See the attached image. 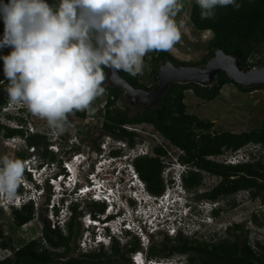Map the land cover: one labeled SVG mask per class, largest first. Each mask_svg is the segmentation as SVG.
<instances>
[{
	"label": "clouds",
	"instance_id": "obj_1",
	"mask_svg": "<svg viewBox=\"0 0 264 264\" xmlns=\"http://www.w3.org/2000/svg\"><path fill=\"white\" fill-rule=\"evenodd\" d=\"M195 2L201 9L202 19L213 17L217 7H240L237 0ZM180 8L179 0H59L56 7H51L47 0H0V19L4 22L0 48H12L8 55L0 56L8 80L9 102L22 103L24 106L18 107L19 111L26 110L23 112L29 111L45 119L52 131L49 145L56 146L55 136L71 127L68 115L87 110L104 94V67L136 76L142 72L147 53L172 50L181 37L174 19ZM124 142L112 137L111 147L107 150L103 146V151H95L92 158L74 153L59 165L61 171L57 173H53L51 166L55 164L42 163L35 153L25 161L0 156V195L6 196L0 200L12 204L15 194H22L17 209L26 204L39 206L42 194H26L25 191L41 187L42 193L49 190L48 194L59 195V199L49 201L59 206L55 207L51 221L58 218L68 223L73 217L72 207L82 199L80 194H89L91 198L84 199L105 202L106 214L96 222L100 233L104 229L108 235L112 232L114 240L132 241L133 237L139 242L142 249L134 254L130 264H170L168 260L146 254L149 237L155 232L189 236L186 225L190 226L189 232L207 226L212 228L223 213L222 203L198 197L202 196L200 188L188 190L184 186L182 177L193 168L181 163L177 155L175 162L162 171V176L167 171L171 182L163 197L181 194V199L170 196L168 207L161 210L146 205L147 194L153 195L148 193L133 162L153 153ZM37 174L41 181L34 188ZM125 174L138 178L137 187L123 180ZM49 178L54 180L52 185L48 183ZM126 181L128 189L124 186ZM138 194H143V202ZM139 206L154 213L157 210L156 214L150 220H146L144 214L131 215V208ZM181 212L187 217H182ZM175 220L183 223L173 233L171 225ZM132 226L137 227L133 235ZM88 230L96 232L94 223Z\"/></svg>",
	"mask_w": 264,
	"mask_h": 264
},
{
	"label": "trees",
	"instance_id": "obj_2",
	"mask_svg": "<svg viewBox=\"0 0 264 264\" xmlns=\"http://www.w3.org/2000/svg\"><path fill=\"white\" fill-rule=\"evenodd\" d=\"M7 2V0H5ZM240 4L238 9L232 5L217 7L215 15L211 18L202 19L201 9L195 0H191L190 21L200 32L210 31L212 38L208 43V52L201 62L186 64L178 62L168 51L155 52L151 57V67L153 82L151 86L139 81L136 76L129 75L121 71V75L133 87L152 91L158 82V67L166 60L178 66H203L213 57L217 49L223 50L226 54L238 58L243 69L257 67L261 64L260 60H255V55L259 47L264 45V0H237ZM0 56H6L0 52ZM0 67H4L3 60H0ZM104 72H108V67H104ZM2 82L0 86L3 84ZM226 85H234L241 92H251L257 89H264L263 86L251 88L241 87L233 82L226 73L221 72L217 81L210 86H201L196 83L172 84L162 99L154 107H141L136 113L131 114L130 108L117 106L121 101L124 91L111 87L105 100L103 108L100 110L103 121L102 131L104 135L125 140L131 147L137 142L134 138L137 134L129 130L127 126L148 124L174 148L179 150V160L181 163L193 168L182 177L184 186L188 190H196L202 187L203 172L216 176L220 181L205 193V200L219 201L222 198L236 195L242 191L248 192L251 198H262L264 202V155L256 156L250 154L251 158L245 162L235 165H226L218 162L214 157H218L227 152H235L249 144L262 146L264 149V117L260 125L251 131L233 133L229 131L214 130V122L204 121L198 116L189 114L185 103L186 92L192 91L193 94L202 101H214L217 99L221 90ZM9 103L8 95L0 87V111ZM26 110H20L23 112ZM24 113V112H23ZM75 115L85 119V112L74 111ZM70 115V114H69ZM12 118H14L12 116ZM11 119V118H10ZM22 123L17 128H12L0 122V134L7 139L22 137L26 141V152L18 154V159L25 161L29 158L28 149L32 148L38 156L42 155V163H58V152L49 149V137L41 133L30 132L27 122L19 118ZM70 152L74 154L80 149L73 145ZM167 151L157 146L154 149L155 156H140L133 162L136 171L142 181L145 182L147 191L155 196H161L165 190L162 171L165 168L164 160L161 157L167 156ZM40 157V156H39ZM71 157V155H70ZM66 158V160L70 159ZM59 165H51L54 169ZM57 171V172H58ZM53 170V173H57ZM49 190H46V198L41 201V206L48 210ZM49 195V196H48ZM48 196V198H47ZM198 197L203 198L201 195ZM204 199V198H203ZM93 207L104 209V203L92 202ZM13 225L20 228L35 216V209L32 204H26L20 209L16 205H11ZM80 206L74 204L73 217L61 225L58 221L43 219L42 236L37 240H31L18 247H12V256L0 258V264H81L82 261L77 257L67 258L71 251V244L75 242L80 233L77 223ZM54 209L51 210L52 214ZM2 212V210H1ZM65 223L66 227H65ZM66 228V232L62 231ZM241 229L239 226L228 228V233L234 231L231 239L223 240L218 244L202 243L193 246V242L188 240V236L180 233L174 237L175 241L181 245L167 249L163 245L162 252L168 251V256L173 253L192 254L188 258L189 264H264V246L259 242L251 244L248 237L241 240L236 233ZM0 249L8 250L12 241L6 236L5 231L0 226ZM169 237L167 241H171ZM136 240H132L134 243ZM63 249L58 253L56 250ZM150 251H153L151 248ZM92 264L91 261H86Z\"/></svg>",
	"mask_w": 264,
	"mask_h": 264
},
{
	"label": "rangeland",
	"instance_id": "obj_3",
	"mask_svg": "<svg viewBox=\"0 0 264 264\" xmlns=\"http://www.w3.org/2000/svg\"><path fill=\"white\" fill-rule=\"evenodd\" d=\"M47 2L51 7H56L59 0H47ZM179 2L181 4V8L177 12L174 19L179 27L181 37L179 42H177L172 50L168 52L180 63H199L208 52V43L212 38V33L210 31L200 32L191 23V0H179ZM3 34L4 22L2 19H0V39L3 38ZM11 51L12 48L10 46L0 48V52L4 55H8ZM155 52L156 51L149 52L145 55L143 58L142 72L138 74L139 81L143 84H147L148 86H151L153 82L151 57H153V54L155 55ZM255 60L261 61V64L257 66V68L264 65V45L259 47V51L255 55ZM164 62H162L160 66L164 65ZM104 75L105 79L102 83V87H104L105 92L101 96L97 97L87 110L81 111L85 112V119H81L77 117L75 113H71L68 115V121L70 122L71 127L68 128L63 134L55 136V138H57V145L52 147V151L58 152V160L64 161L66 158L70 157L72 154L68 153L65 155L64 153L67 151L70 152L69 150L73 145L80 149V153L90 156V158H92L95 151H103V146H105L107 150L109 147H111L110 145L112 143V137L107 138L108 135H104V132L102 131L103 114L100 112L105 104V100L109 92L108 88L114 87L110 80V67H108V72H104ZM2 82L4 83L0 87H2V90L8 95L6 91L8 80L4 75L3 67H0V84ZM185 103L187 106V112L189 114L196 115L204 121L214 122V130L216 131H229L233 133L248 132L256 129L264 117V89H257L251 92H241L234 85H226L222 88L220 96L214 101L210 102L202 101L197 98L192 91H187ZM18 105L24 106L22 103L9 102L6 107L0 111V122L12 128H17L22 124L20 123L19 118H23L24 120L28 121L27 127L29 128L30 132H38L48 137L52 135V131L50 130L45 119H41L33 115L28 110V112L20 113L18 110ZM117 106L130 108L131 114L136 113L141 107H143L140 101H132V99L128 97L125 92L121 101L117 102ZM12 116L14 118H12ZM127 128L136 132L137 137H135L134 140L137 142L136 145H138L141 149L145 148L148 152H152L153 156H155L154 149L157 146L163 147L168 152L166 157H161V160H164L165 164L163 171L166 170V166H169L171 162L174 163V158L180 154L179 150L171 146L168 141L164 140L151 125H131L127 126ZM124 143L127 142L125 141ZM26 150L25 138L15 137L7 139L3 136V134H0V156H7L10 159H18V154L24 153ZM241 150L242 152H248L252 155H256L257 157L264 155V149H259L253 144H249L243 147ZM34 153L36 152L33 151L32 148L28 149L27 154H29V156H32ZM230 154V152H227L218 157H214L213 159H216L218 162L222 163V161ZM39 156L42 159V155L39 154ZM55 165L59 164L55 163ZM53 170L57 172L58 166H55ZM167 174L168 173L166 171L162 176L165 183V190L163 193L166 192V189L171 184L169 179H167ZM38 176L39 174L35 176V184L40 183L41 181L39 180ZM203 177V184L199 189V192H201L202 197L205 199V193L215 186L220 181V179L216 176L209 175L206 172H203ZM125 179L129 182L131 181V177L127 176L126 174L124 175L123 180ZM127 181L124 184L126 189H128ZM53 182L54 180H51L49 184L52 185ZM24 184L28 185L27 182ZM132 186L136 187L135 184ZM34 190L35 191L26 190L25 193L42 194L43 197L44 193L39 191L38 188ZM86 195L90 196L88 194ZM1 196L3 195H0V198ZM86 197L82 196V199L79 201V206L80 209H82L83 212L87 213L88 215L89 212L94 211L96 208L93 207V203L91 201L84 199ZM45 198L46 197L42 199L44 202ZM50 198L59 199V195L51 194L49 199ZM21 200L22 194L19 195V199L14 197L12 204L16 205L18 208L19 202ZM150 201L152 200H148L146 202ZM220 203H222L221 205L223 208V213L214 222V227L211 228L207 226L204 229L199 228V231L197 232L196 230L191 229L189 232L190 226H185L187 234H190L187 237L190 242H198L201 244L208 242L218 244L223 240L232 238L231 234H233L234 231H232L230 234L228 233V228L239 226L241 229L236 233L240 236L241 240L246 236L248 237V240L251 244L259 242L262 246H264V202L262 198H251L248 192L242 191L236 195L222 198ZM12 204H6L0 200V226L5 231L6 236L12 241L11 247L8 248V250L0 249V257L2 258L12 256V247H18L31 240H37L41 238L42 229L44 226L43 219L46 218L51 222L53 215L51 210L55 207H59L51 203L48 204V210L44 208V206H41V203L39 206H33L35 209V216L33 220L26 225L17 228L13 225L12 221ZM184 215L186 216V214ZM59 218H61V216H59ZM56 221L59 223L62 222L59 221L58 218ZM77 223L81 231L88 230L79 218L77 219ZM219 223H221V226H217ZM51 227H54L53 222H51ZM62 231L65 233L66 228H63ZM176 231L177 230H174L172 232L175 233ZM86 235L88 237L86 238L87 241H85L87 242L88 247V240L91 237L93 238V236L90 237L88 233ZM169 237L172 239L171 241H167V238ZM174 237L175 236H167L166 233L163 232H155L154 236L149 237L150 243L148 245V250L152 248L155 252H162L161 249L163 248V245H166L167 249L181 245L180 242L174 240ZM79 239L80 238L78 236L77 240L71 244L72 249L69 252L67 258L78 256L77 248ZM132 240H134L133 237ZM124 242L131 243V240ZM56 252L61 253L63 252V249L56 250ZM163 253L164 254L151 257L168 260L170 261V264H189L188 258L192 255L173 253L172 255L168 256V251ZM120 264H123V262ZM196 264L199 263L196 262Z\"/></svg>",
	"mask_w": 264,
	"mask_h": 264
},
{
	"label": "water",
	"instance_id": "obj_4",
	"mask_svg": "<svg viewBox=\"0 0 264 264\" xmlns=\"http://www.w3.org/2000/svg\"><path fill=\"white\" fill-rule=\"evenodd\" d=\"M110 80L114 87L122 89L132 101H140L143 106L154 107L174 83H196L201 86L214 84L220 73L228 77L241 87L251 88L264 85V65L243 69L241 61L223 50L217 49L203 67L175 66L171 61H166L158 69V82L152 91L137 89L125 78L121 71L110 67Z\"/></svg>",
	"mask_w": 264,
	"mask_h": 264
},
{
	"label": "flooded vegetation",
	"instance_id": "obj_5",
	"mask_svg": "<svg viewBox=\"0 0 264 264\" xmlns=\"http://www.w3.org/2000/svg\"><path fill=\"white\" fill-rule=\"evenodd\" d=\"M165 63V62H164ZM105 209L100 210L99 208H96L94 211L89 212L92 217H95L96 215L103 214ZM87 213L83 212V210H80L78 218L82 221L85 219V216ZM112 220L109 218V221ZM84 221H82L83 223ZM96 231L99 229V226H95ZM239 230V229H238ZM103 233L100 234V240H103L104 242L97 243L96 239L98 234L95 232H92L90 230H80L79 233V242H78V248L77 258L82 261L81 264H88L86 261H91L92 264H120L123 262V264H129L134 254L141 251V246L138 241H135L134 243L119 241L110 239L109 235L107 234V230L102 229ZM93 236V238H89L88 241H90V245L85 246V243L87 244V234ZM86 240V241H85ZM201 243L193 242V246H198ZM148 256H157L164 254L163 252H155L148 250L146 252Z\"/></svg>",
	"mask_w": 264,
	"mask_h": 264
},
{
	"label": "bare ground",
	"instance_id": "obj_6",
	"mask_svg": "<svg viewBox=\"0 0 264 264\" xmlns=\"http://www.w3.org/2000/svg\"><path fill=\"white\" fill-rule=\"evenodd\" d=\"M21 105H18V107H20ZM49 147V149H51V150H53L52 149V147H54L53 145H49L48 146ZM129 177H131V181H130V183H131V185H137V183L139 182V180H138V178L137 177H135V176H129ZM38 178H39V180H41V177L40 176H38ZM52 179H50L49 178V180H48V183H50V181H51ZM35 181H36V179L34 180V184H35ZM72 182V181H71ZM37 184H39V183H37ZM36 185V184H35ZM137 187V186H136ZM40 188L41 187H39L38 189H39V191H40ZM44 194H43V197H42V199H44V197H46V191H44L43 192ZM19 195L20 194H15V196H16V199H19ZM81 195V194H80ZM89 195V194H88ZM94 195H96V194H94ZM82 196L83 197H86L87 195L86 194H82ZM138 196V198L141 196V202H143V194L142 195H137ZM164 196V194H162L161 196H157V197H154V196H149L148 194H147V196L145 197V204L146 205H150V206H153V207H156L157 208V210H161V209H165V208H167L168 207V199H169V197L170 196H176V197H178V199L180 200L181 199V194H166V196L165 197H163ZM6 196H1V198H5ZM95 196H93V198H94ZM86 198H91L90 196H87ZM148 198H150V199H148ZM42 199H41V201H42ZM88 200V199H87ZM148 200H152V201H150V202H146V201H148ZM102 203H104L105 204V202H102ZM141 208V209H140ZM156 210V211H157ZM156 211H155V213L154 212H152V211H150V209L149 210H143V206H139V207H132L131 208V215H133V216H136V215H141V216H143V214L145 215V219L146 220H150L151 219V217L153 216V214L155 215L156 214ZM106 214V212H105V210H104V212H103V214H101V215H98L97 216V218H96V220H95V217H92L91 216V214H88V215H86L85 216V219H84V222H83V225L88 229V227L86 226V225H88L89 223H88V220L89 221H91L90 222V224H93L94 223V225L95 226H98L97 224H96V222H97V220H98V217H103V215H105ZM181 215H182V217H186L184 214H183V212H181ZM66 221V220H65ZM65 221H63V222H60L61 223V225H63V223L65 222ZM183 222L182 221H179V220H175L173 223H172V225H171V230L172 231H174V230H179V226L182 224ZM105 229H108L107 227H104ZM137 231V227L136 226H132V229H131V233H132V235L135 233ZM196 232H197V230H196ZM96 233L98 234V236H97V239H96V244L97 243H101V242H104L103 240H100V232L97 230L96 231ZM109 237H110V239L109 240H111V239H113V237H112V232L111 231H109ZM146 241H148L147 239H146ZM138 261H140V259L138 258Z\"/></svg>",
	"mask_w": 264,
	"mask_h": 264
},
{
	"label": "built area",
	"instance_id": "obj_7",
	"mask_svg": "<svg viewBox=\"0 0 264 264\" xmlns=\"http://www.w3.org/2000/svg\"><path fill=\"white\" fill-rule=\"evenodd\" d=\"M254 146L255 147H258L259 149L261 148L259 145H254ZM241 149H239V150H237L235 152H230L231 154L227 158H225L222 161V163L223 164H226V165H235V164H238L240 162H245L248 159H250V156L248 155V153L247 152H244V151L242 152ZM151 155H153V154H151ZM90 222L91 221L88 220V223L89 224L86 225L87 227L90 226ZM85 246H87L86 243H85ZM0 256H1V254H0ZM0 258H2V257H0Z\"/></svg>",
	"mask_w": 264,
	"mask_h": 264
}]
</instances>
